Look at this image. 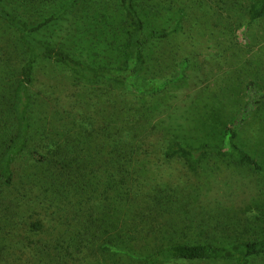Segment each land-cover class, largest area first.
<instances>
[{"label": "trees", "instance_id": "trees-1", "mask_svg": "<svg viewBox=\"0 0 264 264\" xmlns=\"http://www.w3.org/2000/svg\"><path fill=\"white\" fill-rule=\"evenodd\" d=\"M7 1L0 0V264H36L39 249L51 262L66 256L80 264L100 254L141 264L264 258V238L248 237L264 225L262 208L226 226L237 239L225 246L205 236L220 215L217 199L204 198L215 214L208 225L189 210L187 224L181 194L212 159L264 181V164L239 143L263 106L259 86L247 85L248 106L218 143L190 147L171 138L173 118L166 126L162 107L145 101L184 78L181 69L158 79L170 53L159 62L152 51L197 42L185 36L184 12L161 24L157 0H116L101 16L91 11L105 0H14L10 8ZM250 12V23L264 19V0ZM177 161L192 176L164 175L152 193L147 167ZM195 202L205 207L203 198Z\"/></svg>", "mask_w": 264, "mask_h": 264}, {"label": "rangeland", "instance_id": "rangeland-1", "mask_svg": "<svg viewBox=\"0 0 264 264\" xmlns=\"http://www.w3.org/2000/svg\"><path fill=\"white\" fill-rule=\"evenodd\" d=\"M14 0H8L7 6ZM257 0H157V18L161 24L172 23L184 12V29L186 38H197L189 50L177 49L174 42L152 48L153 57L160 62L169 53L164 67L157 71L158 79L169 78L170 75L182 69L184 78L169 86L168 89L153 97H146L147 105L162 107L161 120L166 126L175 121L169 134L171 138H178L190 147H197L202 143H218L231 119L244 111L249 103L247 85L255 82L260 89L264 101V19L250 23V7ZM116 0H105L107 7H94L92 14L104 15L110 8H115ZM98 8V9H96ZM29 16L31 9L29 7ZM44 13V12H43ZM36 14L39 19L44 14ZM48 12H46L47 15ZM43 14V15H42ZM106 29V28H103ZM95 33L101 36L107 31ZM184 62L188 67L183 69ZM177 76V74H176ZM0 79V91L1 86ZM8 87V85H6ZM7 90V88H6ZM166 106V108H165ZM163 107L165 109H163ZM159 110V109H158ZM167 137V136H166ZM169 137V135H168ZM165 138V137H164ZM170 138V137H169ZM239 143L264 164V102L256 108L244 125ZM185 165L177 161L175 164H153L147 167L150 177L151 192L160 191L161 177L170 174H180L183 180ZM197 182V177L193 176ZM154 187V188H152ZM147 189V188H146ZM256 191V193H255ZM185 193L187 210L186 223L193 216L201 217L205 224L211 222L205 235L211 241L221 245L234 242L235 234H231L226 226L238 224L244 216L252 210H264V181L254 176L248 168H241L228 162L209 160L204 165V174L196 185L192 182L181 185V194ZM212 196L217 199L216 209L220 213L212 221L211 208L206 207L204 198ZM183 198V196H182ZM203 198L204 203L198 206L195 202ZM139 208L138 206L135 209ZM199 210L202 214H197ZM204 212V213H203ZM189 218V219H188ZM199 222L200 219H196ZM233 222V223H232ZM218 223V224H217ZM4 222L0 221V226ZM217 226L215 227V225ZM233 224V225H234ZM215 227V228H214ZM251 229L248 237L264 238V225ZM214 232V233H212ZM246 237V238H248ZM205 240V239H204ZM209 240V239H208ZM101 253V252H100ZM40 256H35L36 264H80L66 257L61 261L51 262V258L39 249ZM60 260V258H57ZM91 264H141L133 263L121 256L100 254L97 262ZM170 264H238L237 261H178ZM251 264H264V258H257Z\"/></svg>", "mask_w": 264, "mask_h": 264}]
</instances>
